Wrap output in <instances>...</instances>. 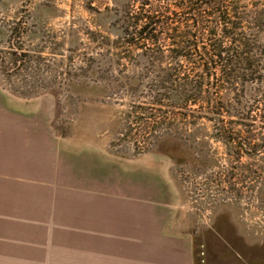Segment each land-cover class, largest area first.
<instances>
[{"label":"rangeland","instance_id":"obj_1","mask_svg":"<svg viewBox=\"0 0 264 264\" xmlns=\"http://www.w3.org/2000/svg\"><path fill=\"white\" fill-rule=\"evenodd\" d=\"M143 1L0 0V96L43 112L59 141L95 149L123 180L136 177L139 198L164 206L174 233L191 240L193 264H264V125H235L223 135L203 117L187 126L182 112L166 114L125 92L117 61L131 51L117 44L118 21L126 6L140 12ZM183 1L148 0L145 11L173 20L168 29L177 36L193 30L179 20ZM161 38L143 49L177 47ZM124 74L132 79L130 69ZM164 119L176 127L174 149L154 146L165 132L144 125ZM0 264L98 263L59 248Z\"/></svg>","mask_w":264,"mask_h":264},{"label":"crops","instance_id":"obj_2","mask_svg":"<svg viewBox=\"0 0 264 264\" xmlns=\"http://www.w3.org/2000/svg\"><path fill=\"white\" fill-rule=\"evenodd\" d=\"M104 159L0 96V262L66 248L98 264H193L164 206L139 198L137 178Z\"/></svg>","mask_w":264,"mask_h":264},{"label":"trees","instance_id":"obj_3","mask_svg":"<svg viewBox=\"0 0 264 264\" xmlns=\"http://www.w3.org/2000/svg\"><path fill=\"white\" fill-rule=\"evenodd\" d=\"M147 1L140 12L126 6L118 21L117 44L131 51L121 52L117 61L125 92L165 106L166 114L182 112L187 126L195 125L190 119L203 117L223 135L235 125H264V0H184L186 13L179 20L193 30L177 36L175 29H168L173 20L162 23L157 11H145ZM163 36L177 47L167 52L143 49L160 43ZM128 69L132 79L124 74ZM144 125L151 126L153 135L160 127L165 132L155 136L154 146L168 143L174 149L178 140L172 121Z\"/></svg>","mask_w":264,"mask_h":264}]
</instances>
